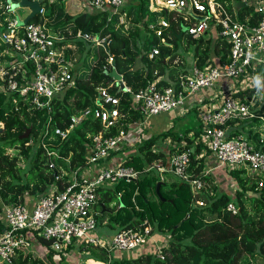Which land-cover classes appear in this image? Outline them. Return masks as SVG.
<instances>
[{
	"label": "trees",
	"instance_id": "trees-1",
	"mask_svg": "<svg viewBox=\"0 0 264 264\" xmlns=\"http://www.w3.org/2000/svg\"><path fill=\"white\" fill-rule=\"evenodd\" d=\"M6 3L7 0H0L1 29H4L10 16V11L4 8ZM66 3L67 0H45L44 16L36 13L29 21L44 23L53 31L63 33L61 35L65 39L57 43L65 45L64 57L74 62L72 71L75 75V85L67 88L59 97H53L50 112H47L46 108H33L17 96V93H5L0 90V121L3 122L0 131V180L3 188L0 189V195L5 204L18 202L23 199L25 192L43 193L53 183L56 184V190L63 189L69 183L71 172L84 165L86 151L94 134L101 131L104 136H114L121 129L127 130L133 122L142 119L140 110L133 104L131 91L135 92L152 82L158 88L172 84L170 80L176 78L179 67L170 66L169 62L175 56L173 49L178 46V39L184 35H187L189 44L192 45L193 60L200 67L212 63V52L218 56L221 65L228 58L229 44L226 40L217 37L212 44L209 38L190 37L180 27L181 22L185 21L182 16L163 8L152 9L150 0H123L118 11H113L112 6L107 5V8L102 10L93 8L92 11L82 10L74 15L66 12ZM122 14L125 22L119 20ZM160 16L166 17L169 25L163 28L159 36L148 28V23L157 25ZM236 16L240 21L254 24L260 15L254 10L253 4L241 1ZM85 30L93 31L97 37H105L104 44H96L78 36L80 31ZM71 44H77L75 55L71 48L67 47ZM3 46L0 40V49ZM154 47L158 48V53L149 57ZM109 58L113 59L116 71L122 74L123 80L131 89L122 90L116 84L108 87V90L119 98L118 121L104 127L99 119L88 115L74 124L62 138L56 128L67 129L72 116L87 108L99 106L100 99L96 87L110 79L108 71L112 69V64ZM137 59L142 63L139 67L135 66ZM162 74H165V77L157 79ZM1 82L0 78V84ZM254 91L249 87L232 95L246 97L249 101ZM14 95L17 97L15 102L12 101ZM48 115H51L50 119ZM230 122L231 120L228 121ZM28 126L31 127L29 135L20 138L19 135ZM187 131L189 130L184 133ZM257 136L258 133H255L256 146L264 147L263 141L262 144L259 143ZM165 137L178 141L182 137L185 138L184 145L171 150L173 153L189 151L188 172L191 177L197 176L205 181L206 177L200 171L201 166L194 157L195 152L190 151L193 138L185 134L179 136L169 128L142 139L135 147L136 151L130 150L129 146L122 148L124 152L118 156L125 164L141 171L136 178H122L108 187H100L99 201L94 206L97 210L95 217L98 226L105 225L112 231L138 224L148 225L150 231L156 232L160 238L155 248L159 243L164 244L163 257L157 256L155 248L154 251L149 248L150 250L134 257L116 256L104 247L98 246L97 249L93 244L82 240L57 250L50 246L49 240L38 235L39 242L47 245L48 260L52 261V256L58 255L59 259L54 264H70L65 255L68 252L77 249L80 253L90 251L94 255L95 248L100 251L99 255L96 254L101 259L106 260L110 254L109 264L264 262V174L250 176L242 167L228 169L237 183L234 194H210L201 191L202 194L198 193L197 198L203 204L195 201L188 181L168 174L162 178L159 196L155 191V184L160 179L156 168L147 171L145 169L155 160L164 161V153L152 150L151 146L158 138ZM8 150L14 151L13 154H9ZM47 151H53L55 154L48 155ZM19 159L25 160L27 164L25 180L19 178ZM50 161L54 162V167L49 166ZM119 192L121 193L118 194ZM102 201L105 210L100 206ZM230 202L236 206V212L227 208ZM135 204L139 209H136ZM104 219L107 220L105 224ZM3 228L4 223L0 219V232ZM16 252L13 264H48L40 256L24 251L23 247ZM90 262L92 263L91 260Z\"/></svg>",
	"mask_w": 264,
	"mask_h": 264
},
{
	"label": "built area",
	"instance_id": "built-area-1",
	"mask_svg": "<svg viewBox=\"0 0 264 264\" xmlns=\"http://www.w3.org/2000/svg\"><path fill=\"white\" fill-rule=\"evenodd\" d=\"M36 1H39L37 13L44 15L45 0ZM122 4L123 0H85L84 6L89 10H102L110 5L113 11H118ZM5 7L10 11V16L4 29L0 30V40L4 45L0 49V90L17 93L33 108H46L50 112L53 97H59L67 88L75 85L72 71L74 62L59 51L60 47L54 43L58 35L44 23L27 21L19 24V20L23 18L17 14L16 8H10L9 4ZM188 7L199 11L204 19L189 23L185 32L193 38H199L210 26H214L217 37L229 44L228 58L222 65L206 64L203 67L193 60L190 71L181 74L177 83L162 88L156 87L152 82L133 92L123 81L126 91L132 92L133 104L142 114V119L132 123V130L135 126L144 125L147 117L182 105L192 92L214 86L220 77L236 80L233 83L236 90L225 88L219 102L199 105L198 119L202 123V136L219 164L227 169L245 167L249 174L261 176L264 174V147L256 146L241 135L228 136L226 126L229 120L254 116L250 99L247 101L246 97L240 98L232 94L257 85L256 81L264 68V0L253 5L260 15L254 24L232 16L218 0H160L154 8L150 6L152 9L163 8L176 12L184 19ZM168 25V19L160 16L157 25L149 22L148 28L160 36L163 28ZM78 36L96 44H104L106 40L105 37L95 36L93 31H80ZM156 53L158 48L154 47L150 57ZM113 84L118 85L115 79L110 78L105 84L98 85L96 90L100 99L99 106L87 108L72 116L68 128H56V132L62 138L65 137L74 124L88 115L99 119L104 127L115 124L120 113L119 98L108 90ZM50 117L48 115L49 119ZM132 138L129 128L121 129L114 136H104L99 131L92 136L84 165L71 172L69 183L63 189L56 190V184L53 183L43 193L30 194L32 200L29 203L27 200H19L5 205L2 220L4 228L0 232V264H13L17 249L27 245L34 233L49 240L50 246L57 250H62L77 240L119 250H132L144 244L151 235L148 225L121 228L110 236L98 235L97 220L91 211L99 201L100 186H110L122 178L130 180L140 173V169L125 164L123 159L108 166L100 164L101 159L112 156V152L118 153L125 144L129 147L134 145ZM47 152L48 155L55 154L53 151ZM123 152L122 149L121 153ZM189 162V151L175 152L169 158L170 170L198 191L202 188L203 181L191 177L187 170ZM49 166L54 167V162L50 161ZM153 166L150 164L147 168ZM261 183L260 180L259 184ZM227 208L232 212L237 210L231 202L227 204ZM163 246L164 244H160L157 249L159 257H163Z\"/></svg>",
	"mask_w": 264,
	"mask_h": 264
},
{
	"label": "crops",
	"instance_id": "crops-1",
	"mask_svg": "<svg viewBox=\"0 0 264 264\" xmlns=\"http://www.w3.org/2000/svg\"><path fill=\"white\" fill-rule=\"evenodd\" d=\"M124 1L129 2V0H124ZM157 1H160V0H150V6L152 8L157 6ZM218 1L220 3H222V6L224 8H226V10H228L232 16L237 18V16H236L237 12H238L239 7L241 6V1H243V0H218ZM259 1L260 0H246L247 4L251 3L253 5ZM78 3L81 5V11L82 10L92 11V10L87 9L84 6L85 0H82L81 2L78 1ZM6 4L10 5V3H8V2ZM6 4H5V6H6ZM5 6H4V8H6ZM94 10H98V9L94 8ZM190 10H191V13L187 12L185 15V21L188 20V18H190V20H191L190 23L194 22L196 20H199L195 17V15H202V14H200L199 11H195L192 9H190ZM29 11H30V9H29ZM180 16H182V15H180ZM121 18H122V20H121ZM119 20H120V22H125L124 14H122L120 16ZM188 24L189 23H187V25ZM0 30H1V28H0ZM184 31H185V29H184ZM186 34H188V33H186ZM201 37L203 39H207V38L211 39V42L213 44L214 41H216V39H218L216 28L214 26H210L206 30L205 34ZM191 54H192V56L190 58L189 64L185 67H182V68L179 67V71H178L176 78L174 80H170L172 82V84H175L178 82L181 74H185V73L190 71L191 64L193 61V52ZM149 56H150V54H149ZM211 57H212V63H210V65H220V61L217 58L218 56H216L215 53L212 52ZM141 65H142V63H141L140 59H137L135 66L139 67ZM170 66H176V65H170ZM162 77H165V74L158 76L157 79H160ZM122 79H123V77H122ZM235 82H236V80H231V79L226 78V77H220L217 84H215L214 86L204 87V88H201L195 92H192L191 94H189L186 97L185 102L182 105H179L178 107H176L172 110L162 111L163 113L160 112L161 114L157 113L155 115L147 117L145 119L144 125H142V128L144 129V132H145V133L143 132L142 136H145V138H147L149 135L152 136V135H156L158 133H161V132H163L169 128L176 131L179 136H183V134H185L186 136L193 138V141L191 142L190 151L195 152L194 157L196 159L197 164H199L201 166V170H200L201 174H203V176L206 177V178H204L205 181H203L202 188H200L198 191L195 190V188L190 184V189H191L192 195L198 204H202V201L197 198V194L201 193V191H202V193L208 192L210 194H214V192H215V193H228L230 195H233L236 188H237L236 180L230 175L229 170L225 166L219 164L216 157L208 149V147H207V145L203 139V136H202V131H203L202 123L198 119L199 105L206 104V103L212 104L214 102H216V103L219 102L220 98L222 97V92L226 90L225 88L236 90V87L233 85V83H235ZM256 83H257V85L253 86L254 88L252 87V89L255 90L254 91L255 93H253V95L250 99V102H251L250 107L254 113V116L246 117V118H242V119L231 120L230 123H227L226 133L228 136H238V135L244 136V137L248 138L254 144H255V133H258V136H257L258 142L261 143L260 140L262 139L263 144H264V80H263V78L257 80ZM261 93H263V95H261ZM259 94H260V97H258ZM146 123H149L148 127H150V125L152 123V126H153L155 131H153L152 133L147 132L145 129V128H147ZM132 127H133V125H131L129 127V129L132 132V137H133L132 143L135 144L137 133L134 130H132ZM186 130H189V131H187V133H184V131H186ZM184 140H185L184 137H182L180 141H178L176 139H172L170 137H165L163 139L158 138L155 141V143L152 144V146H151L152 150L162 151L165 155L164 161H162V160H155L154 161V162H156V164H158V167L156 165V167H157L156 171L158 172V174L160 176L159 180H161V184H162V178L166 177V175H164L163 173L170 171L173 176H177L170 170L169 158L173 154L171 148L175 149V147L177 148L179 145H184L186 142V140L185 141ZM139 142H140V140H139ZM137 144L130 146L131 147L130 150L136 151L135 147L137 146ZM125 146H127V144H125L124 147ZM133 147H134V149H133ZM85 157H86V155H85ZM119 161H121V158H120V156H118V153L112 154V156L108 157L105 160H102V159L100 160V162L102 164H115ZM148 166L149 165H147V167ZM147 167L145 169L146 171L149 170V168H147ZM242 169H245V171L248 175L253 176V175L249 174L248 170L245 167H242ZM177 177L180 179L179 176H177ZM159 180H157V181H159ZM211 185L213 187H211ZM100 187H108V186L106 185V186H100ZM99 188H98V192H99ZM19 200H27L29 203L32 200V197L30 196V194L28 192H25L23 195V199H19ZM198 201L201 203H199ZM0 202L2 203L3 201H0ZM9 204H12V203H9ZM113 204L114 203H111V205H113ZM1 205H0V219L3 220V217H4L3 216V209H4V206L7 204H5L3 202ZM93 209L91 211L94 214H96L97 210H95V208H93ZM105 209L106 208L103 205L102 210H105ZM103 224H105V223L103 222ZM98 228H101V229L98 230ZM113 232L114 231H112L109 227H107L105 225L98 226V224H97L96 233L98 235L110 236ZM159 239H160L159 235L156 232H152L151 235L149 236V238L147 239V241L143 245H141L139 248L133 250L132 253H130V252L125 253L122 250H118V249H108V250H110L111 254L116 255V256H123L124 255L126 257H129V256L134 257L135 255H137L141 252H146L149 248L153 249V251H154L155 244L157 241H159ZM43 246L44 245L42 243H40L36 238L30 237V239L28 240V244L23 247V250L27 251V252H31V253L34 252L35 254L32 253L33 255L37 254V256H40L42 259H44L49 264L48 261H50V260L47 259V255H46L47 249H42ZM139 249H140V251H139ZM74 251L75 250H72L69 252V254H67L66 259L68 261H69V256ZM16 254H17V252H16ZM16 254H15V256H16ZM80 256H81V254L77 253V257L79 258ZM107 258L108 259L111 258L110 254H108ZM55 259L57 262V260L59 259V256L58 255L52 256V262H55ZM80 259H79V262H80ZM69 263L72 264L70 261H69Z\"/></svg>",
	"mask_w": 264,
	"mask_h": 264
},
{
	"label": "rangeland",
	"instance_id": "rangeland-1",
	"mask_svg": "<svg viewBox=\"0 0 264 264\" xmlns=\"http://www.w3.org/2000/svg\"><path fill=\"white\" fill-rule=\"evenodd\" d=\"M243 1L246 2V0H243ZM44 9H45V7H44ZM16 10H17V14H19L24 19L26 14L29 12V7H27V6H19V7H16ZM65 10H66V12H68L69 15H74V14H76V13L81 11V5L78 2H76L75 0H70V1L67 0L66 9ZM41 16H44V15H41ZM190 21H191L190 18H188V20H186L184 22H181V24H180L181 29L184 30L186 28V26H187V23H190ZM55 33L58 35V37H56L54 39V43L58 47H60L59 51L64 53L63 51H64V48H65V45H62V44L60 45L59 43L56 42V41H60V40H64L65 39L63 37V35H61L63 33L59 32V31H57ZM52 36H55V34L52 33ZM67 47H70L71 50L74 52V55H75L76 50H77V44H71V45H68ZM192 52H193L192 45L189 44V40L187 38V35H184L182 38L178 39V46L173 49V53L175 54V56H174L173 60L169 62V65H176V66L181 67V68L187 66L189 64V62H190V58L192 56V54H191ZM76 62H80V61L76 60ZM86 62L88 63V61H86ZM262 78L264 80V68L261 70V73L259 74V79H262ZM261 95H263V93H261ZM258 97H260V94L258 95ZM12 101H14V102L17 101V97L15 95L12 97ZM161 113H163V112H161ZM161 113H159V114H161ZM148 124L149 123H146V126H147L146 131L150 132V133L155 131L153 126H152V123H151L150 127H148ZM0 126H3V122L2 121H0ZM134 131L137 133L136 141H135V144H134V145H136L139 142V140L141 141L142 139H145V136H142V134L144 132V129L142 128V125H140V126H135ZM8 151H9V154H13V152H14V151H10V150H8ZM120 153H121V151L119 150L118 154H120ZM18 162H19L18 165H19V167L21 169L19 178L22 179V180H25V178H27L26 171H25L27 169V164H26L25 160H23V159H19ZM100 164H101V166H108L109 165V164H102V163H100ZM150 164H153L154 166L149 168V169L157 168L156 167V162L153 161V162L149 163L148 165H150ZM163 174L164 175H168V174L172 175V173L170 171L169 172H165ZM175 177H177V176H175ZM1 181L2 180H0V189L3 188V184H2ZM0 201H3L2 200V195H0ZM2 203L0 202V205ZM135 207H137L136 209H139L138 205H136V204H135ZM106 221H107L106 219L103 220L104 223H106ZM138 225H140V224H138ZM100 229L101 228H98V230H100ZM32 238H36L39 241L38 235L36 233L33 234ZM93 247H96L97 249L99 248L98 246H95V245ZM159 247H160V244H159V246H157L155 248V252L156 253H157L156 249H158ZM46 248H47V245H44L42 249H46ZM93 249H94V255L92 253H90V251H82V253H80L77 249H75V251L69 256V261L72 264H94V263L95 264H104V263L107 264V263L111 262V258L110 259L107 258L106 260L101 259V257L97 256V254L100 251H98L95 248H93ZM123 252L132 253L133 250H124ZM32 253L35 254L34 252H32ZM77 253L81 254V256L79 258L77 257ZM67 254H65V255H67ZM79 259H80V262H79ZM90 260L92 261V263L90 262ZM55 261H56V259H55ZM48 262H49V264H54V262H52L51 260L48 261ZM257 264H264V262L258 261Z\"/></svg>",
	"mask_w": 264,
	"mask_h": 264
},
{
	"label": "water",
	"instance_id": "water-1",
	"mask_svg": "<svg viewBox=\"0 0 264 264\" xmlns=\"http://www.w3.org/2000/svg\"><path fill=\"white\" fill-rule=\"evenodd\" d=\"M8 3H10V7L13 9V8H16V7H19V6H27L29 7L30 11L28 12V14L24 17L23 20H19V24H23L27 21H29V19L34 16L38 10H39V1H36V0H19V1H12V0H7ZM188 13H191V10L190 8L188 7L187 11ZM195 17L199 20H203L204 17L203 15H195ZM111 64H112V69L108 71V75L112 78V79H115L117 84L119 85V89H122V90H126V87L124 85V82H123V79H122V74L118 73L115 69V66H114V61L113 59L111 60ZM2 127L3 126H0V131L2 130ZM30 129L31 127H27L26 130L19 135L20 138H24V137H27L30 133ZM160 184H161V180L157 181L156 182V185H155V191L156 193L160 196V193H159V187H160ZM100 205L103 207V202H100Z\"/></svg>",
	"mask_w": 264,
	"mask_h": 264
},
{
	"label": "clouds",
	"instance_id": "clouds-1",
	"mask_svg": "<svg viewBox=\"0 0 264 264\" xmlns=\"http://www.w3.org/2000/svg\"><path fill=\"white\" fill-rule=\"evenodd\" d=\"M28 14V13H27ZM151 53V52H150ZM157 54V53H156ZM154 55V54H153ZM150 57V56H149ZM152 57V56H151ZM112 60V59H111ZM111 62V61H110ZM111 78V77H110ZM112 79V78H111ZM30 194V193H29ZM31 195H33V194H31ZM105 264V263H104Z\"/></svg>",
	"mask_w": 264,
	"mask_h": 264
}]
</instances>
